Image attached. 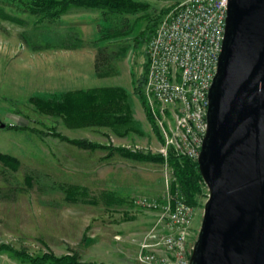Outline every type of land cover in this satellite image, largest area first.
I'll return each instance as SVG.
<instances>
[{
  "label": "rangeland",
  "instance_id": "374dc122",
  "mask_svg": "<svg viewBox=\"0 0 264 264\" xmlns=\"http://www.w3.org/2000/svg\"><path fill=\"white\" fill-rule=\"evenodd\" d=\"M33 1L19 0V3L30 8ZM139 1L145 6L139 14L112 19L129 36L111 40L103 38L112 25L97 12L64 14L49 27L34 24V17L28 13H13L10 9L8 13L20 15L26 24L0 20V125L24 128H0V153L20 161L16 171L0 163V244L31 255L49 252L57 257L77 256L84 263L137 264L139 244L154 226L157 215L136 207L133 200L140 196H161L164 164L136 162L117 154L108 158L104 150H80L52 137L49 130L54 128L56 133L73 140L159 154L161 142L149 120H141L138 114V104L143 105V101L135 90V79L141 76L146 62L147 46L143 44L149 39L153 25L183 0ZM73 45L79 47L68 48ZM73 52L83 56L79 65L72 61ZM93 62L102 72L112 75L107 77L110 82L96 87L119 88L129 96L136 131L128 133L132 134L128 139L124 138L126 134L118 135L109 127L69 129L63 119L45 114L31 102L34 97L55 100L72 90L74 83L70 86L68 78L65 79L68 68L78 66L88 75L92 73ZM131 67L134 78L132 87L127 88ZM116 76L118 81L113 79ZM65 186L85 188L89 200L99 201L101 193L113 192L123 203L116 206L70 203L62 191ZM208 195L206 189L195 208L191 237L194 244ZM0 264L22 263L2 255Z\"/></svg>",
  "mask_w": 264,
  "mask_h": 264
},
{
  "label": "water",
  "instance_id": "95a60500",
  "mask_svg": "<svg viewBox=\"0 0 264 264\" xmlns=\"http://www.w3.org/2000/svg\"><path fill=\"white\" fill-rule=\"evenodd\" d=\"M208 100L209 195L189 264H264V0H229Z\"/></svg>",
  "mask_w": 264,
  "mask_h": 264
},
{
  "label": "built area",
  "instance_id": "2783aa9c",
  "mask_svg": "<svg viewBox=\"0 0 264 264\" xmlns=\"http://www.w3.org/2000/svg\"><path fill=\"white\" fill-rule=\"evenodd\" d=\"M229 0H183L159 24L147 45V106L163 142L164 192L133 204L157 220L139 244L137 264H189L195 208L169 166L170 153L198 161L207 132L208 94L225 35ZM192 239V240H191ZM192 242H191V241Z\"/></svg>",
  "mask_w": 264,
  "mask_h": 264
},
{
  "label": "trees",
  "instance_id": "16d2710c",
  "mask_svg": "<svg viewBox=\"0 0 264 264\" xmlns=\"http://www.w3.org/2000/svg\"><path fill=\"white\" fill-rule=\"evenodd\" d=\"M31 5L32 6L28 8L29 5H27V7H22L23 4L19 3V0H0V20L25 25L26 23H24V20L19 18L20 15L13 14L14 12H23L28 13L30 17H34V24L37 22L42 27H49V25L56 24L64 14L67 15L79 10L97 12L104 16L105 20L112 25L110 30H108V34L103 38L104 40H111L120 38L123 35L129 36L128 31L123 32L124 29L119 28L116 23H112V19L135 16L145 8L139 0H34ZM8 9L13 11V13H8ZM125 22H127V20ZM160 23L161 22L153 25V30L151 31L149 39L143 45H148L155 35ZM127 27L129 29L128 22ZM46 46L48 47L49 45ZM50 47L55 48L56 46L51 45ZM75 47H78V45H73L68 48ZM145 58L146 62L142 74L138 79H135V90L140 94L147 119L152 125L158 140L162 143L163 138L158 128L155 126L154 120L151 118L144 93L148 75L147 51ZM124 91L125 90L113 87L78 90L63 93L55 100L34 97L31 99V102L38 106L45 114L63 119L65 125L69 129L78 130L89 127H109L114 130L116 134L120 135L122 131L125 133L136 131L135 123L132 120L133 111L131 110L130 103H128L129 96ZM5 129L24 130V128L9 125H6ZM52 129L49 130L52 137L61 139L65 141V143L75 146L80 150L92 152L97 150L107 151L108 158L117 154L124 159L141 163L164 164L166 161L161 154L133 152L129 151L127 148H112L84 139L73 140L56 133V131ZM0 163L12 171H16L20 165V161L17 158L2 153H0ZM168 163L174 172L175 182L180 186V190L186 202L193 208L199 207L200 199L205 195L207 188L199 172L198 163L188 158L177 157L172 152L169 155ZM62 191L65 193L66 200L70 203L82 201L84 204L98 206L100 204L104 206H116L123 203V199L116 196L113 192L101 193L99 201H97L96 199H87L89 196L85 188L65 186ZM2 255H8L11 259L22 264H92L80 262L77 256L72 257L65 255L57 257L49 252L31 255L25 250L15 249L7 244H0V256Z\"/></svg>",
  "mask_w": 264,
  "mask_h": 264
},
{
  "label": "crops",
  "instance_id": "0c3cea01",
  "mask_svg": "<svg viewBox=\"0 0 264 264\" xmlns=\"http://www.w3.org/2000/svg\"><path fill=\"white\" fill-rule=\"evenodd\" d=\"M79 11H83V10H79ZM79 47V46H78ZM79 49V48H78ZM75 50V49H74ZM80 50V49H79ZM70 55V54H69ZM68 55V56H69ZM73 55V56H72ZM93 55V61H95V55L94 54H92ZM71 57H73V60L72 61H74L75 63H77L78 65L80 64V62L82 61L81 59L83 58V56L82 55H80V54H77L76 52H73L71 55H70ZM92 62V61H91ZM92 65H91V67H92V69H91V72L92 73H90V74H84V73H82V71L80 70V68L78 67V66H72L71 68L72 69H70V68H68L69 70H68V74H65V79L66 78H68V80L70 81L69 83H71V85L69 84V83H67V82H65V83H67V85L66 86H72V83H74L73 84V86H76V87H71V89L72 90H69V91H78V90H90V89H100V88H107V87H96L98 84H104V83H108V82H110V80H108V79H110V78H108L107 79V77H111L112 75L111 74H107V73H104V72H102L101 71V69H99L100 67L98 66H96L95 65V62H93V63H91ZM95 67H96V69H95ZM99 69V70H98ZM67 70V69H66ZM117 72V71H116ZM130 73H131V79H129L128 81H127V83L125 84V86L127 87V88H129L130 87V85H131V87H132V83L133 82H131V80H132V78H133V69H132V67H131V71H130ZM129 74V73H128ZM115 75H117L116 73H115ZM128 77H130V76H128ZM113 79H115V80H117V76L116 77H114ZM107 80V81H106ZM65 81H67V80H65ZM118 81V80H117ZM120 82V81H119ZM134 87V86H133ZM68 91V92H69ZM138 114L140 115V118H141V120H147V116H146V112H145V109H144V107H143V105H139L138 104ZM133 116H135V114H134V112H133ZM135 120V123H136V118L134 119ZM124 134H126V137H124L125 139H128L132 134H128V133H125L124 131H122Z\"/></svg>",
  "mask_w": 264,
  "mask_h": 264
}]
</instances>
